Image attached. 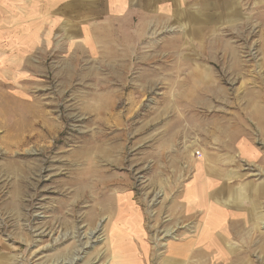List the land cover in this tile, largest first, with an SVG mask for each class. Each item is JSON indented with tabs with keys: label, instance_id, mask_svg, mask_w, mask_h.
<instances>
[{
	"label": "rangeland",
	"instance_id": "rangeland-1",
	"mask_svg": "<svg viewBox=\"0 0 264 264\" xmlns=\"http://www.w3.org/2000/svg\"><path fill=\"white\" fill-rule=\"evenodd\" d=\"M261 2L237 28L209 20L202 43L177 24L135 50L59 45L42 21L0 14V264H118L131 207L151 264L177 233L192 160L241 142L264 183Z\"/></svg>",
	"mask_w": 264,
	"mask_h": 264
},
{
	"label": "crops",
	"instance_id": "crops-1",
	"mask_svg": "<svg viewBox=\"0 0 264 264\" xmlns=\"http://www.w3.org/2000/svg\"><path fill=\"white\" fill-rule=\"evenodd\" d=\"M259 2L0 0V14L8 9L28 26L33 20L42 21L43 38L58 40L59 45L78 44L91 52L104 44H121L128 46L127 50H135L148 35L168 31L177 24L191 27V33L200 41L206 28L211 33L208 24L211 20L228 21L229 26L237 28L244 18V5ZM31 36L28 32L27 47ZM6 38L12 39L0 29V44ZM238 147L235 155L209 152L202 159L192 160L190 176L177 195V233L164 241L161 251L152 254L151 264H263L264 247L260 255L257 240L262 236L258 235L260 227L264 228L260 220L264 183L244 171V162L251 157V151L244 142ZM123 212L130 245L127 244L118 264H145L150 253L141 211L131 207Z\"/></svg>",
	"mask_w": 264,
	"mask_h": 264
}]
</instances>
